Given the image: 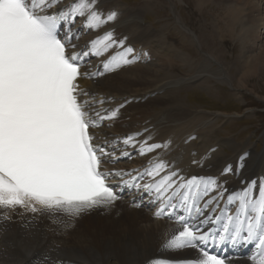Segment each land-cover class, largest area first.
I'll return each mask as SVG.
<instances>
[{
    "label": "bare ground",
    "instance_id": "6f19581e",
    "mask_svg": "<svg viewBox=\"0 0 264 264\" xmlns=\"http://www.w3.org/2000/svg\"><path fill=\"white\" fill-rule=\"evenodd\" d=\"M225 1L230 2L224 12L226 28L232 33L235 31L233 27L240 24L242 39L249 48L256 50L247 65L248 69L242 74L241 87H245V81L249 77L264 74V0H198L197 4L202 8L210 3L221 5ZM71 2L72 0H59L48 11L53 12V9H56V12L61 9L63 3L69 5ZM96 9L105 17L115 13V18L99 28L89 29L83 24L84 18L77 17L76 26L81 28L75 31L73 28L76 26H70L74 35L71 47L69 46L72 53L80 51L83 56L87 50L92 51L89 42L102 37L106 32H111L113 39L117 41V46L109 48L106 52L101 50V55L83 56L80 75L77 78L79 89L82 90V100L88 101L86 111L94 118L97 112L100 116L107 117L111 111L117 110V116L108 119L110 122L103 123V120H98V126L91 127L93 139L97 145L108 140L107 146L103 148L107 149L106 153L113 151V148L123 152L126 145L138 147L139 152L142 146L159 144L161 147L151 152H141L142 157L147 159L144 162L132 163L127 159L125 168L137 171L119 170L120 181L128 182V185L119 183L118 189L128 192V198L116 200L115 205L102 207L101 210L108 208L103 215L95 213L88 219H82L80 214L78 217L69 214L59 217L50 214L31 216L32 212L25 210L22 214L12 215L13 220L5 221V215L0 213V264H152L155 260L167 262L199 256L200 248L188 247L173 251L162 247L177 227L175 220L170 219L168 209L160 216L155 214L160 204L153 197L147 201L152 211H145L141 207L140 203L145 202L150 195H141V191L132 181L135 178L136 182L141 184L151 182L145 172L153 161L163 160L168 165L162 175L172 171L185 179L193 175L212 177L217 181L218 193L224 190L239 191L252 181H264V151L255 153L249 145H234L230 149L234 154L225 156L219 149L212 150L208 147L207 142L211 140L207 138V132H204L203 138L199 140L198 151L195 150L197 152L194 155L189 153L186 144L182 145L190 133H197L193 129L197 122L193 120L198 117L190 116L186 108L177 104L174 96L170 95L173 91L170 85L178 81L162 79L166 75L165 68L170 66L174 50L168 42V37H159L154 29L141 23L140 17L146 9L122 7L112 0H96ZM77 37L79 39H76ZM86 39L90 41L85 43ZM120 41H123V48L132 49V55L139 51V55H133L136 57L132 62L135 68L128 69L124 64L112 71H105L104 62L122 51ZM260 42L261 45L255 48ZM129 72L138 74L132 78L127 75ZM199 129L198 132L204 131V128ZM129 136L133 137L132 143L126 144L124 141ZM116 142L120 146L115 145ZM222 144L225 145L224 141ZM222 144L220 143L219 148ZM194 159L196 162L201 161L203 167L200 171L199 166L193 165ZM101 165L115 168L105 159ZM228 168L231 170L226 171ZM248 173H254L255 177L249 178ZM213 192L214 189L199 201L205 216L221 214L219 206L215 203L207 208L203 207L205 200L214 197ZM176 211L180 215L185 214L179 208ZM203 218L198 216L196 220L190 219V222L197 223ZM201 227L202 230L208 231L210 227L218 230L221 225L217 222ZM209 242L211 237L208 244ZM208 244L206 247L209 248ZM247 254L250 255L246 257ZM252 255V252L243 253L240 250L237 256L231 259V264H251Z\"/></svg>",
    "mask_w": 264,
    "mask_h": 264
},
{
    "label": "snow or ice",
    "instance_id": "6c2138e0",
    "mask_svg": "<svg viewBox=\"0 0 264 264\" xmlns=\"http://www.w3.org/2000/svg\"><path fill=\"white\" fill-rule=\"evenodd\" d=\"M58 2L0 0V208L20 206L32 212L58 209L78 216L118 198L107 183L109 173L101 171V157L107 153L92 143L89 134V128L98 126V120L115 118L117 110L107 117L97 112L94 118L85 110L88 101L78 100L82 90L77 84L83 56L101 55V50L117 46V41L106 32L89 42L92 51L83 56L77 52L67 55L66 44L71 45L74 33L70 26L77 17L84 18L85 27L96 29L113 20L115 13L105 17L96 9V0H72L49 14L48 9ZM119 46L122 51L104 62L105 71L136 59L130 58L132 49L123 48V41ZM132 140L129 136L124 142ZM160 147L142 146L141 152ZM150 163L145 175L151 182L141 184L133 178L132 183L160 204L157 216L168 209L167 214L174 217L177 227L162 247L173 251L200 248L193 264H225L224 259L204 248L210 237L213 245L217 239L231 240L234 244H254L251 264H264V181H252L231 194L227 190L218 193L220 199L227 194L226 208L238 202L235 212L222 208L220 215L205 216L199 201L218 186L214 178L185 179L172 171L162 175L168 168L166 162ZM214 202L219 203L215 196L205 200L203 207ZM177 208L185 214L180 215ZM198 216L204 218L190 222ZM217 222L221 228L216 232L202 230V225ZM152 264L173 262L155 260Z\"/></svg>",
    "mask_w": 264,
    "mask_h": 264
},
{
    "label": "rangeland",
    "instance_id": "374dc122",
    "mask_svg": "<svg viewBox=\"0 0 264 264\" xmlns=\"http://www.w3.org/2000/svg\"><path fill=\"white\" fill-rule=\"evenodd\" d=\"M112 1L122 7L145 8L146 11H143L140 17L141 23L154 29L159 37H168V42L174 53L170 59V66L165 68L168 72L166 71V75L161 77L162 79L165 78L164 81H178L176 84L170 85L173 90L170 95L174 96L177 104H180L184 109L186 108L190 116L198 117L195 121L193 120V122H197L193 128L196 131L192 129L193 132L197 133H190L182 144L187 145L191 155L198 151L197 145L200 144L204 132H207L209 135L207 138L211 140V142H207L208 147L212 150L219 149L225 156L234 154L230 150L234 145L239 147L249 145V148L255 153L264 151V74L249 77L245 81V87H241L242 74L248 69L247 65L255 55L256 50L249 48V45L242 39L240 24L233 27L235 29L233 34L226 28L224 12L227 5L230 4L229 1H225L221 5L210 3L202 6V8L198 6V0ZM63 4L61 8L67 6V3ZM73 25L76 26V22ZM79 27L76 26L73 29L76 31L81 28ZM263 40L264 38H262V42ZM89 41L87 40L85 43ZM260 45L261 42L255 45V48ZM137 54L139 55V51L134 52L133 55ZM130 65V63L126 64L128 69L135 68L133 63ZM137 74L136 72H129L127 75L133 78ZM104 122L107 123L110 120L103 119ZM108 128H110L109 125ZM199 128H204V131L198 132ZM94 132L96 131L94 130ZM223 141L225 145L222 144ZM220 143L223 146L219 148ZM115 145L120 146L118 142ZM128 148L130 149L127 150ZM222 150L224 151L222 152ZM123 152L127 155H123ZM123 152L117 149L110 152L123 157L118 162L113 157H110L111 160L108 159L119 170L137 171H133L129 167L125 168L127 159L132 163H141L147 160L142 157L138 147L126 145ZM194 161L193 165L199 166L198 170L203 167L200 160L196 162L194 159ZM247 176L252 178L254 173H248ZM120 179L121 177L118 179V183L121 185L124 183L123 186L128 185L121 182ZM139 190L141 195L148 194L142 188ZM231 193L233 192H228V194ZM151 197L149 196L145 202L140 203L145 211H152L147 202L151 200ZM216 197L217 199L219 197L217 192ZM124 198H128V194L127 196L124 195ZM221 203L227 205V194ZM93 215H89L87 219Z\"/></svg>",
    "mask_w": 264,
    "mask_h": 264
}]
</instances>
